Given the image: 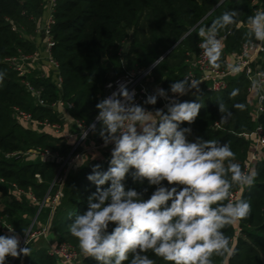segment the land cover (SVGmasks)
<instances>
[{"label":"trees","instance_id":"16d2710c","mask_svg":"<svg viewBox=\"0 0 264 264\" xmlns=\"http://www.w3.org/2000/svg\"><path fill=\"white\" fill-rule=\"evenodd\" d=\"M45 1L0 0V74H3V79L0 80V180H5V183L0 181V204L3 205L0 219H4L14 229L20 241L25 236L23 229L29 230L31 227L38 213V206L27 198L18 201L10 184L16 183L26 191L31 190L42 200L53 182L57 166L38 159L6 158L5 154L38 147L69 153L77 140L75 138L70 144L63 142V137L51 131H41L36 124L19 123L13 114V108L19 107L32 113L35 120L49 119L64 125L62 113L51 107L39 106L23 83L25 77L19 76L5 62L7 58L17 57L20 51L33 54L39 50L36 43L19 33V29L23 27L31 35L34 34L38 21L44 14ZM221 1L56 0L52 13V35L55 42L52 56L59 64L63 80L62 91L58 90L54 69L47 63L46 66L51 69L49 75L44 76L38 70V63H33L34 72L28 80L35 88L43 89V97L47 102L52 103L62 96L64 100L73 103L72 116L90 125L98 115L96 105L104 97L105 84L112 77L124 73L119 55L124 43L131 40L127 57L129 68H132L152 65L179 42L153 70L155 81L171 93L170 85L184 78L190 67L188 60L198 52L201 38L195 26L200 21L199 25L210 26L224 12L237 10L240 13L239 20L244 23L239 29L229 26L221 31L220 36L223 37L226 53L238 52L247 43L246 20L254 13L253 0H225L219 5ZM188 32L190 33L187 35ZM39 36L41 45L44 42L42 35ZM260 62L264 66V53ZM248 87L249 82L243 73L232 75L228 79L227 88L221 92H214L208 86L201 85L200 91L193 90L187 101L201 102L204 107L194 124L185 122L180 126L191 128V135L187 137L189 142L213 139L221 144L230 143L236 154L235 162L242 169L250 162L256 145L254 137L244 134L252 133L259 123L264 126V114L258 120L255 118L256 98L248 92ZM234 89L239 91L233 97L230 94ZM219 103L225 104L231 112L227 122H221ZM236 104H244L245 109L235 108ZM161 105L158 100L153 107L160 108ZM163 110L166 112L167 108ZM94 141L103 142L99 135H95ZM92 154L101 157L89 159L85 166H74L71 169L64 186L62 203L52 214L51 230L57 234L56 244L67 242L79 251L78 241L71 235L69 226L76 215L87 211L89 197L96 192V185L87 179L93 167L98 164L101 171H107L111 159V154L106 151H91L88 157L91 158ZM251 171L255 172L254 184L251 188L243 189L240 199L250 202L251 214L241 221L240 235L237 233V224L223 230L230 237L231 247L234 249V255L229 258L228 264H264V159L252 162ZM37 174L41 176L42 182L36 178ZM164 185L170 187L166 181ZM108 186L110 182L105 185ZM124 186L126 190L134 189L141 193L147 188L145 199L150 198L156 190L155 186L148 185L147 180H134L131 174L124 181ZM50 215V209L44 208L37 218L35 228L43 226ZM113 227L115 226L111 225L109 231ZM10 234L0 227V235ZM40 239L28 245L31 249L30 256L21 255L14 264H55L56 258L49 254L47 248L36 246ZM146 254L156 264H168L151 251ZM84 262L97 264L94 259L86 256ZM125 264L129 262L126 261ZM213 264H223L222 258L213 257Z\"/></svg>","mask_w":264,"mask_h":264},{"label":"clouds","instance_id":"9594fccd","mask_svg":"<svg viewBox=\"0 0 264 264\" xmlns=\"http://www.w3.org/2000/svg\"><path fill=\"white\" fill-rule=\"evenodd\" d=\"M239 15L237 10L226 11L210 26H197L201 55L211 68L221 67V31L229 26L239 29L244 23ZM245 37L253 47L264 46V9L247 17ZM162 60H155L152 67H158ZM228 70L238 73L241 69L229 65ZM202 82L185 76L170 85L171 96L163 88L147 96V105L155 106L158 99L167 101L166 112L158 108L150 111L138 104L135 90H129L127 83H120L116 91L97 103L95 122L82 130L80 138L87 139L90 131L99 135L105 147L113 145L110 166L107 171H101L98 164L93 167L87 179L96 185V192L89 197L87 211L76 215L69 226L80 251L97 264H156L146 254L149 251L168 264H213V257L228 264L234 255L230 237L223 230L248 218L251 204L233 201V190L251 188L255 172L235 162L230 143L188 141L191 128L180 126L194 124L204 105L181 102L178 97L199 92ZM238 91L234 89L230 95L234 97ZM218 107L221 122H227L231 112L223 103ZM234 107L245 109L244 104ZM96 158L79 155L74 158L75 166H85ZM129 174L156 187L150 198H144L147 188L144 193L125 189ZM111 225L115 227L109 231ZM8 229L10 235H0V264H6L8 257L31 255L28 240L21 247L19 235ZM23 230L27 236L28 230Z\"/></svg>","mask_w":264,"mask_h":264},{"label":"built area","instance_id":"2783aa9c","mask_svg":"<svg viewBox=\"0 0 264 264\" xmlns=\"http://www.w3.org/2000/svg\"><path fill=\"white\" fill-rule=\"evenodd\" d=\"M252 3L255 6L254 12L257 9H264V0H253ZM55 4L56 0H48L46 3V9L49 12V17L45 25L40 30V34L43 36L44 42L43 51H37L33 54H24L20 51V54L17 57L5 59V62L10 64V66H12L13 69L18 72L19 76L25 77L23 83L27 87L28 91L34 95L39 106L54 108L65 115L67 119L72 120L77 138L69 153H62L58 150L38 147L5 154L6 158L38 159L43 163H55L57 166L53 182L51 183L46 196L42 200H39L31 190L26 191L20 188L16 183L10 184L15 190L16 199L18 201H22V198H27L33 205L38 206V213L28 230V235L22 237L20 245L21 247L26 246V240H28L29 245L32 241L42 237H47L50 234L52 214L61 205L64 198V186L71 169L75 166L74 158L79 155H86L91 151L101 150L109 153L110 148L113 146L109 145L108 147H105L104 142H95V135L90 131L88 133L87 139H81L80 136L82 130L87 129L92 123L95 122V119L90 125H88L85 121L74 118L71 114V111L74 109L73 103L64 100L62 96L58 97L52 103L47 102L43 97V89L35 88L28 80V77L31 74L30 65H33V63H40L43 59H45L51 65L52 69H54L58 90L59 92L62 91L63 80L59 72V64L52 56V48L55 45L52 35V26L54 24L52 13ZM254 43L258 44L259 42ZM199 44L198 52L194 55L193 62L189 64L190 67L185 76H192L197 79H202L203 82L199 86L206 85L214 92H221L227 88L228 79L232 75L237 74L230 72L228 70V66L238 65L241 69L238 73H243L249 82L248 92L253 94L256 98L255 118L258 120L264 114V76L258 75L259 73H264V66L260 62L261 56L264 53V46L253 47L248 43H244L241 49L234 53H226L225 49H223L220 62L221 67L219 69H213L208 65L207 60L202 57ZM125 45L126 43H124L119 53L124 73L118 77H112L105 84L103 99L109 96L112 92L116 91L120 83H127L129 90L134 89L136 92V102L148 110L154 111L157 108H154L152 105L144 104V101L148 95L154 94L157 88H162V84L157 83L153 76V70L155 67H152V64L148 67L135 66L129 68L127 57L128 46L124 47ZM253 81H256L255 86ZM109 85H111V87H109ZM171 95L172 93H169V96ZM185 98L186 95L178 97L181 102L184 101ZM158 100L162 104L158 109H165L167 101L163 99ZM13 112L14 117L19 123L36 124L41 131H51L57 136L63 134L64 132L63 125L61 123L51 122L49 119L35 120L32 113L27 112L19 107H14ZM216 126L220 127L218 124H216ZM244 136L254 137L256 142L250 162L245 165V170L250 171L252 162H258L261 159H264V126L259 123L252 133L244 134ZM104 161L106 162L107 159ZM36 178L39 180V182H42V178L39 174L36 175ZM0 181L5 183L4 179H1ZM242 191L243 190L239 188L233 191V201L241 199ZM44 208L50 209V218L43 226H38L35 228L37 225V218ZM240 223L241 221L236 223L238 235L241 234ZM0 227L8 231V228H11L4 219H0ZM49 254L56 258L55 264H85V255L75 246L67 242L56 244L49 250ZM17 259L18 258L8 257L6 261H9V264H14Z\"/></svg>","mask_w":264,"mask_h":264},{"label":"crops","instance_id":"0c3cea01","mask_svg":"<svg viewBox=\"0 0 264 264\" xmlns=\"http://www.w3.org/2000/svg\"><path fill=\"white\" fill-rule=\"evenodd\" d=\"M42 39H43V36H42ZM193 57H194V55H191V58L188 60L189 64L191 62H193V59H194ZM40 63H38V70L44 76L49 75L50 74L49 72L51 71V69L48 68V66H46V63L47 64H49V63L45 59H43ZM50 67H51V65H50ZM33 69H34V67H33ZM61 115L63 116V119H64V125H63V131L64 132H63V134L58 135V136L64 138L63 142L66 141L68 144H70L76 138V133H75V130H74V127H73V123H72V120L67 119L65 115H63V114H61ZM92 155H94V154H92ZM86 156H89V153H87ZM96 156H97V159L101 157V156H98V155H96ZM56 242H57V234L54 231L51 230L50 234L47 237H42L36 243V246L37 247H44V248H47L48 250H50L52 247H54L56 245Z\"/></svg>","mask_w":264,"mask_h":264},{"label":"rangeland","instance_id":"374dc122","mask_svg":"<svg viewBox=\"0 0 264 264\" xmlns=\"http://www.w3.org/2000/svg\"><path fill=\"white\" fill-rule=\"evenodd\" d=\"M48 2V0H46L45 1V10H44V14H43V16H42V18H41V20L40 21H38V27H37V30L34 32V34L33 35H31L30 33H29V31H28V29H25V28H23V27H21L20 29H19V33L23 36V37H25V38H29V39H31L34 43H36L37 44V46L39 47V52H41V51H43V49H44V46H43V44H41L40 45V30L42 29V27L45 25V23H46V21H47V19H48V17H49V12H47L48 10L46 9V3ZM130 42H131V40H129V41H127L126 42V45L124 46V47H127L129 44H130ZM31 66V74L30 75H32L33 74V67H34V65H30ZM39 74H41V73H39ZM3 209V205L2 204H0V210H2Z\"/></svg>","mask_w":264,"mask_h":264},{"label":"water","instance_id":"95a60500","mask_svg":"<svg viewBox=\"0 0 264 264\" xmlns=\"http://www.w3.org/2000/svg\"><path fill=\"white\" fill-rule=\"evenodd\" d=\"M199 1H201V0H199ZM224 1H225V0H222V1L219 3V5L222 4ZM215 8H216V7H215ZM215 8H214V9H215ZM214 9H213V10H214ZM209 14H210V13H209ZM209 14H208V15H209ZM208 15H207V16H208ZM207 16H206V17H207ZM201 22H202V21H200L195 27H197ZM195 27H194V28H195ZM194 28H193V29H194ZM193 29H192V30H193ZM192 30H191V31H192ZM191 31H190V32H191ZM190 32H188L187 35H188ZM178 44H179V42H178L177 44H175V45H174L169 51H167L162 57L165 58V57H166V56H167V55H168V54H169V53H170V52H171V51H172V50H173ZM199 88H201V86H199ZM190 98H191V92H189V93L186 95V98H185L184 101H187V100H189ZM113 147H114V146H112V147L110 148V150H109V153H110V154H111V152H112V148H113Z\"/></svg>","mask_w":264,"mask_h":264}]
</instances>
